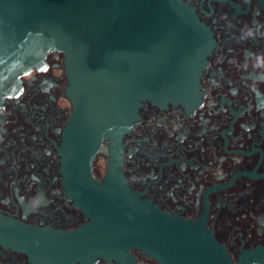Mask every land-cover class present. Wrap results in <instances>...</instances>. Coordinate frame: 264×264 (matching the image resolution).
<instances>
[{
  "label": "water",
  "instance_id": "water-1",
  "mask_svg": "<svg viewBox=\"0 0 264 264\" xmlns=\"http://www.w3.org/2000/svg\"><path fill=\"white\" fill-rule=\"evenodd\" d=\"M214 45L185 0H0V108L8 83L67 53L73 112L59 146L65 185L89 218L74 230L26 224L0 214V243L36 264H83L99 256L138 264V248L159 264H264V244L232 258L203 219H186L142 199L126 183L122 139L150 100L196 106ZM2 117L0 115V121ZM109 140L102 181L92 174Z\"/></svg>",
  "mask_w": 264,
  "mask_h": 264
},
{
  "label": "flooded vegetation",
  "instance_id": "flooded-vegetation-1",
  "mask_svg": "<svg viewBox=\"0 0 264 264\" xmlns=\"http://www.w3.org/2000/svg\"><path fill=\"white\" fill-rule=\"evenodd\" d=\"M211 30L214 45L201 76V103L150 100L122 143L119 170L140 198L186 219H203L234 260L264 244V37L240 40L241 29L264 25V0H185ZM264 31V29H262ZM67 53L50 51L7 85L0 108V214L26 224L74 230L89 221L65 185L59 146L73 112ZM109 140L92 174L104 180ZM43 194L39 210L31 197ZM138 264H159L140 249ZM0 264H36L27 251L0 243ZM74 264H83L80 261ZM86 264H121L99 256Z\"/></svg>",
  "mask_w": 264,
  "mask_h": 264
},
{
  "label": "clouds",
  "instance_id": "clouds-1",
  "mask_svg": "<svg viewBox=\"0 0 264 264\" xmlns=\"http://www.w3.org/2000/svg\"><path fill=\"white\" fill-rule=\"evenodd\" d=\"M249 2V0H245ZM264 25L257 22L254 26H245L241 29V34L239 36L240 40L255 39L257 34L264 37ZM255 68H264V55L255 54L254 65ZM46 197L43 194H37L31 197L30 206L33 210H39V208L45 204Z\"/></svg>",
  "mask_w": 264,
  "mask_h": 264
},
{
  "label": "built area",
  "instance_id": "built-area-1",
  "mask_svg": "<svg viewBox=\"0 0 264 264\" xmlns=\"http://www.w3.org/2000/svg\"><path fill=\"white\" fill-rule=\"evenodd\" d=\"M252 264H262V263H259V262H254V263H252Z\"/></svg>",
  "mask_w": 264,
  "mask_h": 264
}]
</instances>
